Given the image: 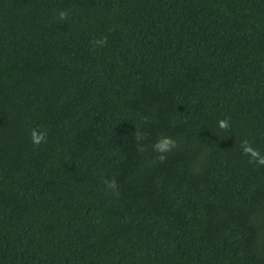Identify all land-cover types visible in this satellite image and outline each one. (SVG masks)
Instances as JSON below:
<instances>
[{"label": "trees", "instance_id": "trees-1", "mask_svg": "<svg viewBox=\"0 0 264 264\" xmlns=\"http://www.w3.org/2000/svg\"><path fill=\"white\" fill-rule=\"evenodd\" d=\"M245 140L264 0H0V264H264Z\"/></svg>", "mask_w": 264, "mask_h": 264}, {"label": "clouds", "instance_id": "clouds-1", "mask_svg": "<svg viewBox=\"0 0 264 264\" xmlns=\"http://www.w3.org/2000/svg\"><path fill=\"white\" fill-rule=\"evenodd\" d=\"M67 17H68V13L66 11H60L59 12V20H65ZM94 43H95V45L103 47L107 43V38L104 37L102 39L96 40ZM218 123H219V127L221 129H228V127H229L227 120H222V121H219ZM31 137H32V142L37 146L39 144H41L42 142H46V133H42V134L38 135L37 132L35 130H33L31 132ZM136 138L138 141L143 139V134L137 132ZM175 147H176L175 140H173L170 137H161L153 145V151L159 153V155L157 156V159L159 162L162 163L166 159V156L164 154L167 152H170ZM137 148H138V151H140V152L145 151V148L142 145L138 144ZM242 148H243V154L250 155V157H251L250 162L257 163L258 165H264V155H261L258 150L253 149L247 140L243 141ZM103 182H104L106 189L111 190L113 192V194H115V195H119L118 184H117V181L115 179H112V180L105 179Z\"/></svg>", "mask_w": 264, "mask_h": 264}]
</instances>
